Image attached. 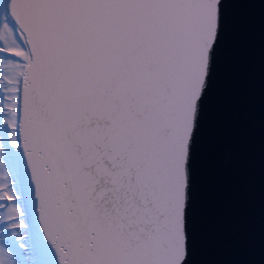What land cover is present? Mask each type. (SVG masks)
I'll use <instances>...</instances> for the list:
<instances>
[{"label": "snow or ice", "instance_id": "6c2138e0", "mask_svg": "<svg viewBox=\"0 0 264 264\" xmlns=\"http://www.w3.org/2000/svg\"><path fill=\"white\" fill-rule=\"evenodd\" d=\"M218 4L0 2V264H181Z\"/></svg>", "mask_w": 264, "mask_h": 264}, {"label": "water", "instance_id": "95a60500", "mask_svg": "<svg viewBox=\"0 0 264 264\" xmlns=\"http://www.w3.org/2000/svg\"><path fill=\"white\" fill-rule=\"evenodd\" d=\"M186 163L181 264H264V0H219Z\"/></svg>", "mask_w": 264, "mask_h": 264}, {"label": "rangeland", "instance_id": "374dc122", "mask_svg": "<svg viewBox=\"0 0 264 264\" xmlns=\"http://www.w3.org/2000/svg\"><path fill=\"white\" fill-rule=\"evenodd\" d=\"M0 2H2V0H0ZM4 227V225H3V221L2 220H0V228H3ZM22 230V229H21Z\"/></svg>", "mask_w": 264, "mask_h": 264}]
</instances>
